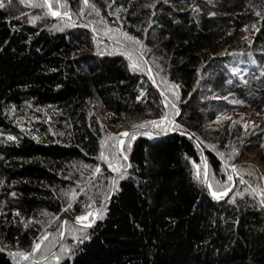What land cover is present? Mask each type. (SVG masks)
<instances>
[{
  "label": "trees",
  "instance_id": "16d2710c",
  "mask_svg": "<svg viewBox=\"0 0 264 264\" xmlns=\"http://www.w3.org/2000/svg\"><path fill=\"white\" fill-rule=\"evenodd\" d=\"M52 2L0 7V264H264V0Z\"/></svg>",
  "mask_w": 264,
  "mask_h": 264
},
{
  "label": "snow or ice",
  "instance_id": "6c2138e0",
  "mask_svg": "<svg viewBox=\"0 0 264 264\" xmlns=\"http://www.w3.org/2000/svg\"><path fill=\"white\" fill-rule=\"evenodd\" d=\"M21 2L23 3L24 0H21ZM57 3H58V0H57ZM84 3H85V4H88V0H84ZM3 6H4V4H3V0H0V7H3ZM37 6H39V7H45V6H46V7L50 10V14H51L52 16H61V15H63V16H67V17L70 18V14H69L68 12L61 13V12L58 11V10H54V9H55V5L53 4L52 0H44V3H43V4H40V5H37ZM61 6H63V5H61ZM129 39H131V38L129 37ZM135 43H139V42H138V41H135ZM131 67H132L133 70H137V69L139 68V65H138L137 63L133 62V64L131 65ZM178 87H179V85H176V86H175V88H178ZM167 119H168V117L165 116V117L163 118V120H161V121H148V122H146V124H144V125H138V126H134V127H145V126H146L147 124H149V123L152 124V125L155 126V127H161V125H162V124L164 123V121L167 120ZM226 119H227V118H226ZM253 126L255 127V125H253ZM244 127L247 129L248 125L245 124ZM120 136H122V137L131 136L132 139H135V136H134L133 134H131V133H128V132L121 133ZM8 139H9V140H14L15 137H11V136H9ZM123 143H124V141H123L122 139H120V140H119V144L122 145ZM237 154H238V153H237ZM123 158H124L125 160L127 159L126 156H124ZM110 167H112V170H113V171H119V168H118V167H115V166H112V165H110ZM197 168L199 169V166H197ZM206 168H207V165L205 164V169H206ZM96 171L99 172V169H97ZM199 174H200V173H199V171H198V172H197V175H199ZM205 175H207V172H206V171H205ZM228 179L231 180L232 177L229 176ZM242 182H243V181H242ZM113 183H115V181H114ZM209 187H211V185H209ZM212 195L215 196L216 198H220V196L227 195V192H226V191H225V192H221L219 195H217L216 192H213ZM262 203H264V201H262ZM94 215H99V213H92V212H89V213H88L87 215H85V216L77 217V220H78V222H80L81 224H83V226H84L85 228H86V227H90V226H91V223H94V222H95L94 219H93L91 222H89V223H84V222H85V221H88L89 217H90V216H94ZM47 238H48L47 236H44L42 239H43V240H47ZM40 248H41V244H40V243H37V244L34 246V248H33V252L39 251ZM16 255H20V256L23 257V259L27 260V259H29V257L32 255V253H27V254H24V253H17ZM57 259H59V257H57Z\"/></svg>",
  "mask_w": 264,
  "mask_h": 264
},
{
  "label": "rangeland",
  "instance_id": "374dc122",
  "mask_svg": "<svg viewBox=\"0 0 264 264\" xmlns=\"http://www.w3.org/2000/svg\"><path fill=\"white\" fill-rule=\"evenodd\" d=\"M260 117H261V112H252V113H248V114H245V115H243V117H241V120H243V121H246V122H250V123H252V122H254V121H256L255 119L256 118H258V119H260ZM130 131L131 130H129V128L128 127H126V128H124L122 131H121V133L122 132H128V133H130ZM127 137V136H126ZM126 137H125V139H126ZM125 139H124V137L122 138V140L123 141H125ZM124 144V143H123ZM123 144L122 145H120L119 144V148H120V150H122V148H123ZM254 161V162H256L257 164H259L262 168L261 169H263V172H264V167H263V158H262V155H261V153H254V154H250V155H248L247 156V158L245 159V160H242V161H240V162H245V161ZM38 243H40L41 244V242H38ZM36 245V244H35ZM16 253H24V254H27V253H32V255L29 257V259H27V260H25V259H23V257L22 256H20V258L21 259H23L24 261H27V262H29V261H31V259L33 258V248L32 249H30V250H27V251H25V252H23V251H16ZM52 256V255H51ZM50 256V257H51ZM40 260H35L34 262H39ZM30 263H33L32 261L31 262H29V264Z\"/></svg>",
  "mask_w": 264,
  "mask_h": 264
},
{
  "label": "water",
  "instance_id": "95a60500",
  "mask_svg": "<svg viewBox=\"0 0 264 264\" xmlns=\"http://www.w3.org/2000/svg\"><path fill=\"white\" fill-rule=\"evenodd\" d=\"M124 139H125V137H124ZM206 163H207V159H206ZM244 163H249V164L257 166L261 170L262 174L264 175L263 169H261L262 167L259 164H257L256 162L250 160V161H245ZM207 184H208V186L210 185L208 176H207ZM232 190H233V188H231L230 190L227 191V195H223V196H225V197L229 196L230 193L232 192ZM223 196H220V197H223Z\"/></svg>",
  "mask_w": 264,
  "mask_h": 264
}]
</instances>
